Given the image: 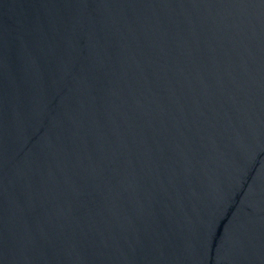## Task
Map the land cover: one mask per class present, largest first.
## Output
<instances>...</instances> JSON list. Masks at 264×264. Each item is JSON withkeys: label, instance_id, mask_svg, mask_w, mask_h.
I'll return each mask as SVG.
<instances>
[{"label": "water", "instance_id": "1", "mask_svg": "<svg viewBox=\"0 0 264 264\" xmlns=\"http://www.w3.org/2000/svg\"><path fill=\"white\" fill-rule=\"evenodd\" d=\"M0 264H264V0H0Z\"/></svg>", "mask_w": 264, "mask_h": 264}]
</instances>
